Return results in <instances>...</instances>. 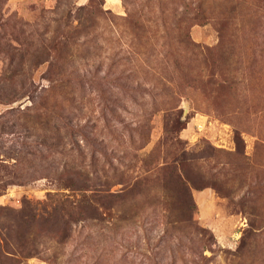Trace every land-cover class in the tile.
<instances>
[{"label":"rangeland","instance_id":"rangeland-1","mask_svg":"<svg viewBox=\"0 0 264 264\" xmlns=\"http://www.w3.org/2000/svg\"><path fill=\"white\" fill-rule=\"evenodd\" d=\"M0 264H264V0H0Z\"/></svg>","mask_w":264,"mask_h":264}]
</instances>
